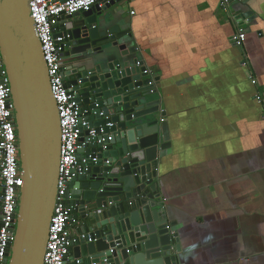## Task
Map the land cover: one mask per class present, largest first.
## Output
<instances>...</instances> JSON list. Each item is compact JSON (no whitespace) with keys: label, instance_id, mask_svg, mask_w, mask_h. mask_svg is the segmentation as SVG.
<instances>
[{"label":"water","instance_id":"obj_1","mask_svg":"<svg viewBox=\"0 0 264 264\" xmlns=\"http://www.w3.org/2000/svg\"><path fill=\"white\" fill-rule=\"evenodd\" d=\"M113 5L107 0L62 15L52 29L54 38H63L64 86L95 130L94 137L89 129L79 132L80 145L89 143L77 151L80 171L65 191L76 221L69 264H180L176 222L161 192V162L170 149L166 113L130 30L120 13L109 10ZM0 59L22 179L5 261L43 264L57 193L60 124L29 0H0Z\"/></svg>","mask_w":264,"mask_h":264},{"label":"crops","instance_id":"obj_2","mask_svg":"<svg viewBox=\"0 0 264 264\" xmlns=\"http://www.w3.org/2000/svg\"><path fill=\"white\" fill-rule=\"evenodd\" d=\"M113 1L166 113L161 192L180 264H264V109L253 99H264V0L232 6L252 12L241 50L219 0Z\"/></svg>","mask_w":264,"mask_h":264},{"label":"built area","instance_id":"obj_3","mask_svg":"<svg viewBox=\"0 0 264 264\" xmlns=\"http://www.w3.org/2000/svg\"><path fill=\"white\" fill-rule=\"evenodd\" d=\"M107 0H29V8L36 35L41 44L43 58L47 66L51 92L55 99L60 124V162L57 181V193L52 218L49 225L43 264H69L68 244L71 236L70 227L76 225L72 219L71 207L65 199L68 182L80 171L77 165V151L87 145L88 140L80 145L79 132L89 129L88 122L74 101V96L66 89L62 81L64 61L60 57L62 37L54 38L53 25L62 15L87 12L92 7ZM241 0H219V9L225 13L233 25L230 43L241 50L247 36L250 18L232 12V6ZM247 66L246 61L241 62ZM149 73V71H147ZM252 84L255 80L250 78ZM155 81H152L155 90ZM254 101L264 109V99L255 93ZM264 122V113L262 115ZM106 126H111L110 124ZM100 133H103L100 129ZM95 136V130L89 129V137ZM98 140L97 144H101ZM105 147L103 146V149ZM84 162V161H83ZM0 264H7L6 254L14 240L17 204L22 186L19 164L18 139L14 123V110L10 99V88L5 69L0 59ZM8 259V258H7Z\"/></svg>","mask_w":264,"mask_h":264}]
</instances>
